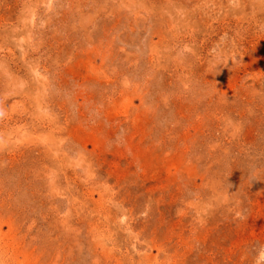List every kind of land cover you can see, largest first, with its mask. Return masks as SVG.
<instances>
[{
    "label": "rangeland",
    "instance_id": "obj_1",
    "mask_svg": "<svg viewBox=\"0 0 264 264\" xmlns=\"http://www.w3.org/2000/svg\"><path fill=\"white\" fill-rule=\"evenodd\" d=\"M0 264H264V0H0Z\"/></svg>",
    "mask_w": 264,
    "mask_h": 264
}]
</instances>
